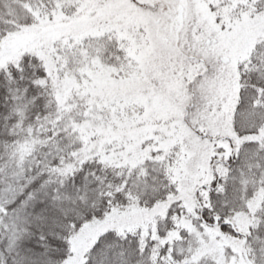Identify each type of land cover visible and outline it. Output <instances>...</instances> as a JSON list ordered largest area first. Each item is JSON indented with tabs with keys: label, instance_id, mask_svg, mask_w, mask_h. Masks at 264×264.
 Here are the masks:
<instances>
[{
	"label": "snow or ice",
	"instance_id": "1",
	"mask_svg": "<svg viewBox=\"0 0 264 264\" xmlns=\"http://www.w3.org/2000/svg\"><path fill=\"white\" fill-rule=\"evenodd\" d=\"M0 264H264V0H0Z\"/></svg>",
	"mask_w": 264,
	"mask_h": 264
}]
</instances>
